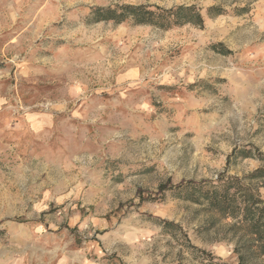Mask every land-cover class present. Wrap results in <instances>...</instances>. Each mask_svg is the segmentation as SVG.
<instances>
[{
	"label": "rangeland",
	"instance_id": "374dc122",
	"mask_svg": "<svg viewBox=\"0 0 264 264\" xmlns=\"http://www.w3.org/2000/svg\"><path fill=\"white\" fill-rule=\"evenodd\" d=\"M125 4L203 25L94 21ZM234 148L264 154V0H0V264L89 240L108 264H238L230 220L178 187L261 165Z\"/></svg>",
	"mask_w": 264,
	"mask_h": 264
},
{
	"label": "trees",
	"instance_id": "16d2710c",
	"mask_svg": "<svg viewBox=\"0 0 264 264\" xmlns=\"http://www.w3.org/2000/svg\"><path fill=\"white\" fill-rule=\"evenodd\" d=\"M224 11L209 7L206 13L217 16ZM94 21H113L121 23L148 24L162 29L181 26L187 23L202 26L203 17L194 6L177 5L169 9L150 8L148 5L125 4L115 8L96 7L92 10ZM237 157L256 158L261 165L242 175L219 173L213 180L181 181L178 187L190 188L192 198L214 212L220 220L229 219L227 226L228 240L234 242L233 252L238 264H251L254 260H264V198L258 192L264 186V154H252L250 149H236L226 158L229 165ZM170 180L158 187L162 192L167 189ZM164 227H174L173 223L162 221Z\"/></svg>",
	"mask_w": 264,
	"mask_h": 264
},
{
	"label": "crops",
	"instance_id": "0c3cea01",
	"mask_svg": "<svg viewBox=\"0 0 264 264\" xmlns=\"http://www.w3.org/2000/svg\"><path fill=\"white\" fill-rule=\"evenodd\" d=\"M107 253L97 241L89 240L79 248L69 249L66 256L51 264H108Z\"/></svg>",
	"mask_w": 264,
	"mask_h": 264
}]
</instances>
